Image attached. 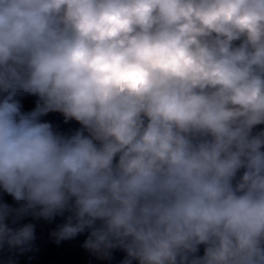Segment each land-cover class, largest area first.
<instances>
[{"label": "clouds", "instance_id": "9594fccd", "mask_svg": "<svg viewBox=\"0 0 264 264\" xmlns=\"http://www.w3.org/2000/svg\"><path fill=\"white\" fill-rule=\"evenodd\" d=\"M260 125L264 0H0V231L69 213L57 241L121 264H264Z\"/></svg>", "mask_w": 264, "mask_h": 264}, {"label": "trees", "instance_id": "16d2710c", "mask_svg": "<svg viewBox=\"0 0 264 264\" xmlns=\"http://www.w3.org/2000/svg\"><path fill=\"white\" fill-rule=\"evenodd\" d=\"M22 105V110L26 111L29 107L35 105L28 95L18 97ZM78 125V124H77ZM0 198L12 207H18L10 195L0 193ZM65 213L61 218L67 215ZM10 217L5 221L7 229L0 231V261L14 258L18 264H80L77 258L79 249L75 243L66 242L65 245H54L51 247L46 241L39 236H35L30 241L23 243L16 242V234L23 227ZM85 235H83V240ZM47 240V238H45ZM48 241V240H47Z\"/></svg>", "mask_w": 264, "mask_h": 264}, {"label": "crops", "instance_id": "0c3cea01", "mask_svg": "<svg viewBox=\"0 0 264 264\" xmlns=\"http://www.w3.org/2000/svg\"><path fill=\"white\" fill-rule=\"evenodd\" d=\"M32 100H34L35 105L33 107H29L26 111H31L36 106L37 97L28 95ZM51 114L56 112H49ZM78 125H80L77 122ZM67 215L64 217L56 216L55 218L51 220H44L43 218H35L31 215L24 216L21 218L20 221H16L21 226H25L27 224L34 225V235L47 238L48 242L52 245H65L67 240L63 241H57L56 237L53 235L54 232H56L59 227L66 222ZM83 235H85L83 240ZM89 235V230H85L84 233L78 234L76 237L79 239L75 245L79 249L77 258L80 264H121V261L125 258L126 253L120 249H114L112 251V256L110 259H103L99 258L97 255L91 253L87 249L83 247L84 241L87 239ZM200 255L203 254V250L200 251ZM135 264V262H134Z\"/></svg>", "mask_w": 264, "mask_h": 264}, {"label": "built area", "instance_id": "2783aa9c", "mask_svg": "<svg viewBox=\"0 0 264 264\" xmlns=\"http://www.w3.org/2000/svg\"><path fill=\"white\" fill-rule=\"evenodd\" d=\"M40 119L42 122L51 123L55 130L60 131L65 134H71L72 132H74L75 130L81 127L80 125H77V122L75 120H68L67 122H65L63 114L59 112H56L53 114L48 113L42 116ZM262 128H264V125L257 126V130L262 129ZM40 238L46 241L44 237H40ZM76 241H77V237L68 240V242L70 243H75ZM202 250H203V247L201 246L200 251Z\"/></svg>", "mask_w": 264, "mask_h": 264}, {"label": "water", "instance_id": "95a60500", "mask_svg": "<svg viewBox=\"0 0 264 264\" xmlns=\"http://www.w3.org/2000/svg\"><path fill=\"white\" fill-rule=\"evenodd\" d=\"M46 242L51 246V247H54V249H56V247L54 245H52L51 243H49L47 240Z\"/></svg>", "mask_w": 264, "mask_h": 264}, {"label": "rangeland", "instance_id": "374dc122", "mask_svg": "<svg viewBox=\"0 0 264 264\" xmlns=\"http://www.w3.org/2000/svg\"><path fill=\"white\" fill-rule=\"evenodd\" d=\"M13 221V220H12Z\"/></svg>", "mask_w": 264, "mask_h": 264}]
</instances>
